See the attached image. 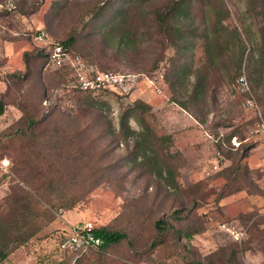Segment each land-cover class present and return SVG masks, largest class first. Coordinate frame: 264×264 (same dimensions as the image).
<instances>
[{
    "label": "rangeland",
    "instance_id": "obj_1",
    "mask_svg": "<svg viewBox=\"0 0 264 264\" xmlns=\"http://www.w3.org/2000/svg\"><path fill=\"white\" fill-rule=\"evenodd\" d=\"M97 1L0 0V96L10 88L0 115V135L18 125L17 120L23 113L16 104L26 102L36 118L44 115L49 125L54 118L63 123L59 133L60 149L70 144L67 136L71 128L63 114L72 116L77 111L76 97L80 92L74 91L70 84L74 72L44 63L38 52L56 46L73 28L83 26L88 9ZM166 1L149 0L147 5L158 7ZM223 4L229 12L223 21L227 28L222 36L226 41L222 48L224 53L212 64L210 85L197 94L193 87L197 71L206 65L202 40L198 36L189 39V47L179 52L174 47L163 48L154 39L123 53L115 50L112 44H96L97 50H104L101 64L87 55L89 49L83 36L70 46V52L67 51L70 57L84 58L89 70L136 75L127 94L102 91L91 95L106 101L107 108L103 113L112 119L116 129L119 115L134 100L141 99L151 105L144 118L157 135L180 133L169 148L171 152L179 151L182 156L174 161L178 166L175 173L178 187L167 185L157 176L125 162L126 148L108 138L99 122L92 118L87 122L90 124L87 136L96 142L94 160L99 168H104L96 175L100 176L101 183L71 209L59 205L49 207L42 199V178L35 172L26 173L29 168L25 162L17 165L18 158L33 155V163L36 161L44 166L37 148L31 154L33 149L19 137L0 136V212H4L5 199L9 195L20 189L28 191L27 198L33 209L30 227L38 230L12 251L18 261L23 260L18 264H137L143 261L264 264V140L261 135L249 133L258 116L253 108H245V96L236 88L238 71L232 64L234 54L244 46L240 70L250 87L247 71L251 48L263 43L264 0H223ZM234 28L239 36L233 32ZM95 31L94 25L89 23L82 34ZM39 32L44 33L46 41L35 38ZM90 39H94L93 35ZM24 52L29 54L28 68ZM176 70L179 71L178 79L174 74ZM27 71L29 76L22 81L10 77V74ZM160 74L162 82L156 81L155 86L148 82L147 77ZM47 75L51 78L46 79ZM15 83L19 84L20 91H15ZM160 84L159 92L156 86ZM253 92L260 104L258 109L264 115V94L260 96ZM177 101L185 102L187 113L194 114L203 121L202 124L198 125L188 116L192 123H187ZM129 123L132 128L141 129L133 118ZM37 127L39 129L41 125ZM216 132H234L240 139L246 137L242 146L251 148L245 157L241 156L240 149L226 152V156L222 153L221 168L214 169L212 164L217 147L209 134ZM13 159H16V165ZM237 164L240 169L232 171ZM22 170L28 181L20 179ZM72 176L64 177L72 181ZM44 209L53 215L51 220L44 214ZM157 219L170 224L162 242H157L159 237L154 227ZM85 222L94 227L122 229L127 238L104 252H98L99 248L63 250L60 241L69 234L71 226ZM222 223L231 230L242 231V237L235 239L230 231L220 226ZM185 231L193 233L188 236Z\"/></svg>",
    "mask_w": 264,
    "mask_h": 264
},
{
    "label": "trees",
    "instance_id": "obj_2",
    "mask_svg": "<svg viewBox=\"0 0 264 264\" xmlns=\"http://www.w3.org/2000/svg\"><path fill=\"white\" fill-rule=\"evenodd\" d=\"M148 1L99 0L88 9L86 13L88 18L83 22V26H80L79 29L73 28L68 36L56 45L70 52V46L74 45L79 37L83 36L84 40L87 41L86 48L89 49L87 55L101 64L103 59L101 55L104 50H97L95 48L96 44L102 46H105L106 43L112 44L115 50H120L123 53L137 48L144 41L154 39V42L162 44L163 48L174 47L179 52L180 49L189 47L191 41L189 39L198 36L202 40L206 65H203V68L197 71L193 87L195 88V94L200 90L205 91L213 79L212 64H215L217 59L222 56L224 53L222 48L226 45L225 38L222 36L223 31L225 32L227 28L223 21L229 12L225 8L223 0H167L162 5L153 8L148 7ZM194 2L197 3L196 8L193 6ZM89 23H92L97 31L83 35V29ZM233 32L236 36H239L236 28L233 29ZM92 35L94 39H90ZM53 47L48 50L44 48L39 50L38 54L44 59V63H48L49 54ZM244 49L243 46L241 51L234 54L232 59L233 67L238 71L237 77L241 74ZM251 49L247 75L251 83V95L257 105H260L253 90L260 96L264 94V36L263 43H257ZM254 50L257 51L256 54L253 53ZM28 56L29 54L24 52L23 57L26 68L29 67ZM79 58L85 61L81 56ZM56 69L71 71L70 67L64 65ZM29 73V71L25 74L16 72L10 74V77L22 81V79L29 76ZM178 73V70L174 73L176 78ZM48 78H51V75H47L46 79ZM17 85L14 84L15 91H20L21 88ZM71 88L80 92V95L76 97V114L72 116L69 113L63 114L71 128L67 136L70 144L63 149L59 148L61 141L59 133L63 123L54 118L52 125H49L46 123L44 115L39 119L36 118L30 113L26 102H17L16 104L23 113L17 120L18 125L0 135L9 139L19 137L28 143L31 150L33 149L31 154L37 148V154L42 156L44 166L41 167L36 161L33 163V155L18 158L17 165L25 162L29 168L26 173L32 174L35 172L36 175L42 178L40 185L44 194V196L42 195L44 204L49 207L59 205L71 209L76 204L83 202L87 195L101 183L100 176L96 175H100L104 168H99L97 161L94 160L93 152L97 148L96 142L89 140L87 136V130L90 126L87 122L92 118L99 122V127L102 128L103 133L108 138L116 140L126 148L125 162L131 163L133 168L137 167L145 173L157 176L162 181L167 182V185L171 184L178 187L175 178L178 166L174 161L180 160L182 156L177 150L175 152L169 151L174 142L171 134L157 135L146 122L144 114L151 110L150 104L141 99L134 100L133 104L124 109L119 115L118 128L116 129L112 119L103 113L107 108L106 101H101L91 95L102 91L113 92L114 90L103 88L83 90L73 85H71ZM9 92L10 88H7L0 96V115L4 111L5 96ZM243 95L245 98L250 96L248 93H243ZM177 103L183 110L188 111L185 102L177 101ZM190 115L198 124H202V120L197 119L194 114ZM261 117L264 121L263 114ZM130 118L140 124V130L131 127ZM256 120L259 121V118ZM37 125H41V128L37 129ZM219 133L216 132L214 135L217 136ZM232 136H236L240 141L235 149H232L233 146L230 141ZM245 139L246 137L240 139L236 133L230 132L223 134L215 145L225 156L226 152L240 149L243 153L241 156L245 157L246 152L251 148L249 145L242 146ZM222 141L225 146L222 145ZM13 164L16 165V159H13ZM13 168L15 169V167ZM239 169L240 166L237 164L232 171H238ZM21 173L23 174L20 179L27 180L25 171L22 170ZM69 174L73 175L72 181L69 177H64ZM27 195H29L28 191L20 189L17 193L14 192L9 197L6 196L7 201L4 198L6 207L4 212H0V264H3L4 259L14 249L26 243L38 231L30 227L29 220L33 209ZM44 214L48 215V220L53 218L48 210L44 209ZM169 225L164 219L155 220L156 236L159 237L157 242L163 241V235ZM92 231L95 236L101 239L98 252H104L127 238V233L124 230L110 226H93ZM185 233L189 236L193 232L185 231ZM156 263L161 264L160 262Z\"/></svg>",
    "mask_w": 264,
    "mask_h": 264
},
{
    "label": "built area",
    "instance_id": "obj_3",
    "mask_svg": "<svg viewBox=\"0 0 264 264\" xmlns=\"http://www.w3.org/2000/svg\"><path fill=\"white\" fill-rule=\"evenodd\" d=\"M35 38L39 41H46L43 32H39ZM48 64L52 65L55 68L60 66H68L74 72L70 84L77 86L83 90H97V89H110L118 91L120 94H127L132 84L135 81V74H122L118 72L111 71H93L89 70L87 64L82 61L78 56H71L70 54L63 50L61 46L56 45L52 48L48 58ZM162 74L158 76L147 77L149 83L155 86L156 81L159 80L162 82ZM236 88L241 90L242 93H248L250 96L244 99L245 108L251 107L256 112L259 121H257L249 130L250 134L261 135L264 140V121L261 117V111L258 109V105L255 102V99L251 95V90L248 84V81L244 73H241L236 78ZM161 84L156 86L157 91H161ZM223 132H220L217 136L209 134V137L212 139L213 143L222 138ZM246 140V139H245ZM232 149H235L240 141L236 136H232L231 139ZM222 145L225 146V143L222 141ZM214 162L213 168L220 169L222 164V159L224 158L223 154L217 149L214 152ZM224 229L230 231L235 239H240L243 235L242 231L231 230L226 223L220 224ZM93 226L89 222L83 224H75L71 226L69 234L62 238L60 241V247L63 250L74 251V250H85L87 248H98L101 244V239L92 231ZM137 264H158L156 262H139Z\"/></svg>",
    "mask_w": 264,
    "mask_h": 264
},
{
    "label": "crops",
    "instance_id": "obj_4",
    "mask_svg": "<svg viewBox=\"0 0 264 264\" xmlns=\"http://www.w3.org/2000/svg\"><path fill=\"white\" fill-rule=\"evenodd\" d=\"M182 109V108H181ZM183 112V114H182V116L183 117H185V121L188 123H192L191 122V120L190 119H188L187 118V116L188 117H191L194 121H196L189 113H187L185 110H182ZM197 122V121H196ZM198 123V122H197ZM199 125V124H198ZM202 132L204 133L205 131H203L202 130ZM170 133H172V132H170ZM207 133V132H206ZM178 134H180V133H178V132H176V131H174L173 133H172V136H173V138H174V141H175V139H176V137H178ZM182 134V133H181ZM14 255H15V252H12L11 254H9L5 259H4V261H3V264H18V263H22L23 262V260H17L15 257H14Z\"/></svg>",
    "mask_w": 264,
    "mask_h": 264
}]
</instances>
